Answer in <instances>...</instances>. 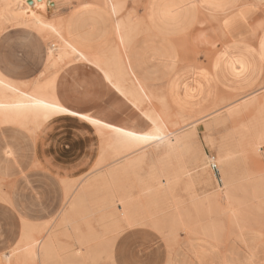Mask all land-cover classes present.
<instances>
[{
	"label": "rangeland",
	"instance_id": "obj_1",
	"mask_svg": "<svg viewBox=\"0 0 264 264\" xmlns=\"http://www.w3.org/2000/svg\"><path fill=\"white\" fill-rule=\"evenodd\" d=\"M45 1L47 4L54 2V0ZM95 2L92 1V4L106 9L102 4ZM146 2L147 0H105L106 6L110 7L114 4L116 7V11L111 13L115 18L114 26L117 23L126 22L129 16L134 18L142 13L143 17ZM3 3L5 4L6 2L0 0V72L24 89L29 88L35 81H42V83L55 81L56 78L54 80L50 78L51 73L49 71L45 75H41L45 69L44 48H46V42L35 32L31 23H28V25L22 24L21 19L24 20L22 13L21 15L20 13L10 12L15 9L12 7L13 5L10 6L11 4L8 3L4 5ZM81 3H90V1L78 3L75 0H61L51 5L50 8L47 7L45 15L51 21L65 20L66 30L68 10L72 6ZM2 18H11L12 20L7 21L9 20L7 19L4 21ZM134 28L131 37L136 39L144 32L143 22L137 24ZM119 47L120 45L115 36V43L109 49V54L116 53ZM185 53L186 58L190 60L189 52L186 51ZM208 57L209 54L207 55ZM124 75L127 78L129 72L126 71ZM125 86L131 88V84L128 81ZM255 91H258V97L256 96L255 99L264 95V76L251 91L240 94H225L222 92V94L232 95L234 99L238 100ZM153 106H156L155 108H158L163 114L166 113L170 124L176 122L174 114L190 117V115L183 113H175L176 111L172 107L167 105L164 107L160 102L154 103ZM144 107L149 106L145 105ZM131 112L135 113V116L140 117L139 121L137 117L132 119H134L133 121H135L137 126L141 127L143 120L141 119L140 110L136 109ZM224 113L225 110H221L219 115H224ZM211 120L212 118H208L203 121L208 128L207 130L204 129L203 124L197 127V140L201 145L202 153L211 159L217 155V147L219 145L224 144L229 147L226 153L231 171L234 172L239 180L234 190V212H236H233L234 215L215 202L214 194L216 190L212 180L202 182L199 178L195 179L198 183L194 181V186L190 187L191 190L189 188L187 190L184 185H180L172 193L162 212L154 217L146 218L142 225L135 227H141L149 231L155 239L162 243L163 248L167 250L169 255L179 245L189 240H204L215 247L227 249L234 241L232 235L241 230L257 229L264 233V153H260L255 149L253 132H247L252 123V116L249 113H246L245 116L241 114L233 122L225 121L218 124L212 123ZM78 123L70 122L65 125L52 123L37 140L28 131L19 129L34 144L36 156L32 158L22 157L20 159V164L26 167L27 170L19 176L14 174L8 180H5L3 175L0 176V264H18L19 261L25 258L24 253L12 256L11 252L14 247L13 242L20 239L25 229L31 234L33 240L41 236L40 227L35 230L34 228L46 219V215L42 214V208L48 207V203L51 209L53 207L52 202H54L55 198L51 194V190L49 200L45 193L47 192V187L52 188L54 180L58 182L66 176L67 172L71 171H74V176L84 175L88 168L83 165L77 167L74 165L78 164L86 155L93 159L97 156L96 162L100 163L98 167L101 166L102 168L90 175L81 184L80 189H85L88 183H93L98 177H102L109 172L110 152L105 141L108 136L107 131L98 132L94 127ZM9 127L17 129L13 126ZM235 129L238 132L233 134ZM206 136H208V140L211 143L205 146L202 138ZM212 162L206 170H208L207 173L209 174H212V172L216 174L218 166L214 163L217 170H211ZM193 166L197 167H193L194 171L200 169L197 164ZM129 190L134 196H137V189ZM189 200L193 201L190 202ZM203 200L204 204L199 202ZM192 202L198 204L194 205ZM236 202H238V205ZM116 203L117 207L120 206L119 203ZM224 211L227 212L225 213ZM20 213H23L22 217ZM93 218L96 221V215L73 216L74 221L73 219L70 220L71 226H73L72 229L64 231L60 226H56L53 229L52 232L60 248L58 258H55L58 264H115L113 251L116 241L127 230L124 221L122 219H112V226L113 223L115 225L104 234L102 225H98ZM88 225L93 226V231L89 230ZM200 227L202 228L201 230ZM204 228V231L207 230L209 233L203 232ZM200 231H202V234H200ZM79 232L83 236H80ZM82 246H85L83 251ZM63 249H67L68 252L64 253ZM73 250L79 251V255L71 257L70 260H65L63 256H66L71 251L73 252ZM80 252H83V254L87 253V256L84 254V257ZM32 256L33 259L37 257V254L35 257V250ZM86 257L88 258L86 259ZM225 262L227 263L228 260H225Z\"/></svg>",
	"mask_w": 264,
	"mask_h": 264
},
{
	"label": "bare ground",
	"instance_id": "obj_2",
	"mask_svg": "<svg viewBox=\"0 0 264 264\" xmlns=\"http://www.w3.org/2000/svg\"><path fill=\"white\" fill-rule=\"evenodd\" d=\"M4 1L6 2L5 4H11L10 6L13 5L12 7L15 8H13L14 11L11 10L10 12L22 13L23 15H21L24 17V20L21 19L22 24L28 25V23H31L35 32L46 42L47 45L46 48H44L45 69L41 75H45L49 71L51 73L50 78H53L54 80V78H56L55 75L70 63L83 62L88 64L97 69L103 78L105 73H107L108 78L112 80V84L110 85L115 89L117 94L123 92L124 95H120L127 99L135 109L140 110L141 119L143 121L144 116L162 118L167 125V131L171 133V136L168 137L163 144L145 148L143 145L122 142L110 129L102 127L98 129L96 126L91 125L78 117L66 114L52 115L49 114L48 109L44 108L29 109L15 107L16 105L29 103V101L25 99L28 95L39 96L45 100L55 98L59 101L55 91V81L52 82L53 87L51 89L49 88V82L42 83V81H35L29 86V88L24 89L22 86L14 83L0 72V105H2V107H0V127L13 126L17 129L28 131L34 139L37 140L38 137L48 129V126L52 121L60 117H67L74 119L83 125L94 127L98 132L107 131L108 133L105 141L110 152L109 172L102 177H98L93 183H88L85 189H80L81 184L87 180L90 175L102 168L101 166L98 167L100 163L96 162L97 156L93 159L86 155L78 164L74 165L75 167L80 165L87 167L88 169L84 172L85 174L74 176V171L67 172L66 176L57 182L58 186L56 188L54 187L55 189L53 192L56 195V202L53 206L54 208L43 223L37 224L34 228L35 230L37 227H40L41 236L36 238V240L44 239L46 241V251L40 255L41 259H46L49 261V264H58L55 258H58V251L60 248L57 245L56 237L52 231L56 226H60L64 231L72 229L73 226H71L72 223H70V220L73 219V216L85 217L96 215V221L94 218L93 220L98 225H102L104 234L115 225L113 223L112 226V219H122L126 228L129 230L130 228L142 225L146 218L154 217L156 214L162 212L176 188L180 185H184V188L188 190V188L190 189L194 184L195 179L198 178L201 179L202 182L212 180L215 184L214 188L216 190L214 194L216 199L213 198L215 202L220 204L222 208L232 212V214L236 212H234V190L238 185L239 180L236 178L234 172L231 171L228 155L226 153L229 147L221 144L217 147V155L213 159L207 157L202 153L201 145L198 143L197 127L203 124L204 129L207 130L208 128L203 121L208 118H212V123L218 124L225 121L233 122L241 114L245 116L246 113H249L252 116V123L247 132H253L255 149L260 153H264V95L255 99L258 94V91H255L236 100L234 99V96L224 95L220 90L216 102L214 105L212 104L213 106L208 111L196 115L195 117H183L174 114L176 122L170 124L169 117L166 113L163 114L158 108H155L156 106H153L154 103L160 102L165 107L167 102L165 88L155 92L148 85L135 79L132 73H129L127 78L124 75L127 71L125 64L129 60L128 50L133 41L131 35L135 29L134 27L143 22L142 13L134 18L129 16L126 22L118 23V29L117 25L113 27L117 42L120 45L116 53L110 55L108 47L98 54L87 55L77 49L70 42L65 30V20L59 19L51 21V19L48 20L45 15L47 7L50 8L51 5H54L61 0H54V2L50 4H47L45 0ZM75 1L78 3L83 1L87 2V0ZM89 1H96L102 4L110 13L114 12L113 8H115L116 11L115 5L113 4L114 6L111 5L110 7L106 6L105 0ZM241 2L259 5L261 0H241ZM199 18L200 22L198 26L201 24L204 25L206 20L203 16ZM3 20L10 21L12 19L6 18ZM37 21L39 24H37ZM48 25L55 27L59 36L52 32L51 28L47 27ZM121 40H123V43H121ZM186 42L190 44H195L197 42L204 44L206 43V36L203 32H196L195 34H192ZM69 45L71 48L76 49L79 53L78 57L74 58L75 54L70 52ZM61 53H64L63 59L60 58ZM50 54L55 57L51 61L49 60ZM97 62H99V65H101L102 68L96 66ZM105 81L108 83L107 79H105ZM127 81L131 84V88L125 86ZM113 85H115V87ZM163 85L165 84H162V86ZM116 88H119L120 92H118ZM12 89H15V91ZM21 93L24 95H21ZM60 104L63 105L61 102ZM145 105L149 107L143 108ZM221 110H225L224 115H219ZM91 115L101 116L104 120L111 121L114 126H126L127 128L134 130L140 129L135 122L119 125L109 116H104L99 113ZM46 116L47 119L45 118ZM144 122L147 123V121ZM237 132L238 130L235 129L233 134H236ZM189 136L195 138L194 143L188 142ZM202 142L205 146L211 143L208 140V136L202 138ZM211 162L218 166L216 174L213 172L212 174L207 173L208 170L206 169ZM195 164L200 167L198 171H194L195 169L193 167L197 168L196 166H193ZM199 184L201 183L199 182ZM133 188L137 189V196H134L129 190ZM116 202L119 203L120 206L117 207L115 205ZM199 202H203L204 204V200ZM236 203L238 205V202ZM197 204L194 203V205ZM88 228L90 231H93V226L88 225ZM201 229L202 228L200 227V230ZM204 230L205 228L203 229V232L206 233L207 230ZM200 232V234H202V231ZM79 235L83 236L81 232H79ZM76 242L78 241L76 240ZM84 248L85 246H82V251ZM63 250L64 253L68 252L67 249ZM78 253L79 251L73 250V252L71 251L66 256H63V258L65 260H70L71 257L79 255ZM36 254L35 251V257ZM80 254H85L87 256V253L83 254V252H80ZM87 258L88 257H86V259ZM77 261L80 262L79 260Z\"/></svg>",
	"mask_w": 264,
	"mask_h": 264
},
{
	"label": "crops",
	"instance_id": "obj_3",
	"mask_svg": "<svg viewBox=\"0 0 264 264\" xmlns=\"http://www.w3.org/2000/svg\"><path fill=\"white\" fill-rule=\"evenodd\" d=\"M197 2L198 0H147L143 14L144 32L131 42L128 50L129 60L125 64L127 71L132 73L135 79L155 92L165 88L168 102L166 105L172 107L176 113L190 117L208 111L216 102L219 90L225 94L246 93L254 89L264 76L256 58L250 62L251 67L246 73V78H235L228 65L238 57V50L226 53L227 63L219 73V79H215L210 86L208 81L199 75L198 70L205 65L204 57L209 54L208 60L211 61L219 53L210 47L216 39L214 28L218 25L212 24L203 9L193 10L187 7ZM85 4H91L93 7L85 9ZM153 4L156 5L155 9L151 7ZM172 5L185 7L172 8ZM149 15L155 16L156 23L146 20ZM201 16L207 21L203 28L198 26ZM162 19L166 22L161 23ZM114 23L115 18L107 9L92 2L81 3L68 10L66 32L70 42L77 49L87 55H95L113 47ZM196 32L205 34L206 43L186 42ZM242 36V33H238L236 40ZM226 39L235 42L231 36ZM224 47L223 43L219 44L221 51ZM186 51L190 54V60L186 58ZM213 74L215 75L214 72ZM55 91L59 101L70 110L87 109L91 114L109 116L119 125L135 122V117L140 120V117L131 112L136 109L129 101L117 94L97 69L83 62L70 63L57 73ZM193 96L195 99H192ZM70 122L76 124L77 121L60 117L51 124L65 125ZM0 141H6L8 146L19 150L21 158L36 156L34 144L19 129L0 127ZM14 174L16 168L5 165L0 159V176L3 175L4 179L8 180ZM52 183V188L47 187L45 193L48 200L50 190L53 197L56 196L53 190L58 186L57 181ZM55 202L56 198L52 202L53 206ZM47 205L48 207L42 208V214H45L46 218L54 208L51 209L49 203ZM232 237L234 241L227 249L215 247L204 240H189L169 255L162 243L149 231L141 227L130 228L116 241L113 261L115 264H227L225 260H246L252 264H264V233L249 229L241 230Z\"/></svg>",
	"mask_w": 264,
	"mask_h": 264
},
{
	"label": "snow or ice",
	"instance_id": "obj_4",
	"mask_svg": "<svg viewBox=\"0 0 264 264\" xmlns=\"http://www.w3.org/2000/svg\"><path fill=\"white\" fill-rule=\"evenodd\" d=\"M93 7L91 4H85L84 8ZM155 9L156 5H151ZM172 8H183L185 5H172ZM188 8L193 10L203 9L208 15L212 24L218 25L214 28L216 39L210 45V47L215 48L219 55H215L210 61L205 56V65L200 68L199 75L207 80L209 86L215 79H219V73L222 71L224 65L227 63L228 56L226 53L230 51H239L237 58L232 60V63L228 65L231 68L232 74L235 78H246V73H248L251 67L250 62L258 58L260 62V68L262 74H264V0H261L259 5H253L241 2V0H198L195 4L187 5ZM115 11V8H113ZM35 18V17H34ZM146 20L156 23L154 15H149ZM161 23L166 22L165 19L160 21ZM37 24L39 22L37 21ZM51 31L59 36L55 27L48 25ZM200 27H204L203 24ZM119 24L117 23V29ZM242 33L243 36L236 40L237 34ZM233 37L235 42H230L226 37ZM123 43V40H121ZM223 43L225 45L223 51L220 50L219 44ZM70 47V45H69ZM70 52L74 53L75 57L79 56V53L75 48L70 47ZM204 55L203 53L201 54ZM64 53L60 54V58L63 59ZM55 57L51 54L49 55V60H53ZM214 61V62H213ZM91 62V61H89ZM97 67H101L99 62L96 63ZM237 66L239 70H237ZM215 73V75L213 74ZM104 79L108 80L109 84H112V80L108 78L107 73H105ZM115 87V85H113ZM53 87L52 81H49V88ZM87 88V85H85ZM203 89V81H201L200 90ZM15 91V89H12ZM120 92L119 88H116ZM124 95L123 92L120 93ZM21 95H24L21 93ZM29 103L16 105L15 107L24 108H44L49 110V114H66L73 117H78L79 119L96 126L99 128L110 129L117 137L125 143L143 145L145 148L158 146L163 144L171 133L167 131V125L162 118L155 116H144V121L141 122V127L139 130L129 129L126 126H114L111 121L104 120L101 116H93L89 114L87 109L75 110L69 109L67 106L60 104L55 98L50 100H45L39 96L28 95L25 97ZM195 99V96L192 97ZM2 107V105H0ZM143 115V114H142ZM47 119V116L45 117ZM188 142L194 143L195 138L189 136ZM0 159L3 163L8 166L16 168V175L26 172V167L20 164V154L19 150H14V146H8L6 141H0ZM21 217L23 213H20ZM14 247L11 249L12 256H17L20 253L25 254V258L18 262V264H49L46 259H41L40 255L46 251V241L44 239L33 240L31 234L24 230L18 241H14ZM36 251L37 257L33 259L32 253ZM7 258V257H6ZM227 264H252L250 261L240 260L239 262L230 260Z\"/></svg>",
	"mask_w": 264,
	"mask_h": 264
},
{
	"label": "built area",
	"instance_id": "obj_5",
	"mask_svg": "<svg viewBox=\"0 0 264 264\" xmlns=\"http://www.w3.org/2000/svg\"><path fill=\"white\" fill-rule=\"evenodd\" d=\"M211 169H212L213 171H216V170H217V168H216V166H215L214 164L211 166Z\"/></svg>",
	"mask_w": 264,
	"mask_h": 264
}]
</instances>
